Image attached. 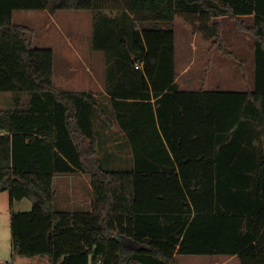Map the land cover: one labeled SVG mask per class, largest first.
I'll return each mask as SVG.
<instances>
[{
  "label": "trees",
  "instance_id": "trees-1",
  "mask_svg": "<svg viewBox=\"0 0 264 264\" xmlns=\"http://www.w3.org/2000/svg\"><path fill=\"white\" fill-rule=\"evenodd\" d=\"M119 2L0 0V92L29 93L0 109V192L11 203L32 200L11 213L13 251L51 264H180L177 254L264 264V0ZM20 9L98 13L95 47L113 65L107 88L129 125L131 169L95 161L93 116L105 110L92 91L57 86L55 51L34 45L30 27L14 21ZM181 12L199 18L212 47L242 70L217 17L252 35L253 87L181 88ZM68 172L90 175L91 210L56 209L54 178Z\"/></svg>",
  "mask_w": 264,
  "mask_h": 264
},
{
  "label": "rangeland",
  "instance_id": "rangeland-1",
  "mask_svg": "<svg viewBox=\"0 0 264 264\" xmlns=\"http://www.w3.org/2000/svg\"><path fill=\"white\" fill-rule=\"evenodd\" d=\"M114 7H123L125 0ZM109 5V4H108ZM104 14L111 13L103 9ZM116 13V12H113ZM244 21L252 22V17L242 16ZM98 13L88 10H66V9H44V10H25L20 9L14 12V21L26 24L32 30L31 38L35 46L51 47L56 51V81L58 83H73L68 90L83 88L80 85L84 80H89L92 76L91 71L86 69L93 68L92 73L104 71L109 73L111 67L106 49L96 48L98 43L95 32ZM221 27L223 38L230 51H233L243 60L244 70L238 63L223 54L217 47H212V39L203 30L199 18L181 12L176 21L177 46H178V81L181 87L189 89H229L244 90L254 85V41L250 33L243 32L236 27L235 20L228 16L217 17ZM140 26H142L140 24ZM212 47V49H211ZM80 55L84 57L80 60ZM83 63L81 73L86 76L78 77L76 72L69 66H78V62ZM63 73V75L61 74ZM79 73V72H77ZM88 75V76H87ZM104 74L101 73L103 77ZM67 76V77H66ZM107 76V74H106ZM63 80L65 82H63ZM68 80V81H66ZM62 81V82H61ZM60 86V85H59ZM21 95L24 103L29 98L28 92H0V109H11L15 104V97ZM101 104V102H99ZM103 106V105H102ZM103 109L109 110L108 107ZM111 110V109H110ZM115 109L108 111V118L112 119ZM106 116L100 117L102 124ZM106 141H102V153L108 154L109 149L104 146ZM113 149L116 145H112ZM119 148L118 150H121ZM115 150V149H114ZM102 154V155H103ZM110 157L103 165L107 168L128 170L132 167V160H124L121 165L117 160L111 164ZM113 157H111L112 159ZM109 165V166H107ZM78 172L60 173L55 176L54 188L56 190L55 207L63 211L84 210L86 207L79 201L81 194H88V183L84 179H79ZM9 191L0 192V264L15 258L16 264H51L48 257L32 258L31 256H21L13 251L12 248V229L10 209L26 208L29 210L31 202L27 198L15 200L14 204L8 203ZM87 200V199H86ZM8 203V204H7ZM25 206V207H24ZM30 206V207H29ZM24 210V209H23ZM179 255V254H178ZM203 255H181L182 264H197L195 261ZM193 257V258H192ZM206 257V256H204ZM223 258V256H210ZM192 259H195L192 261ZM137 264V263H133ZM200 264V263H198ZM228 264H241L240 260L230 261Z\"/></svg>",
  "mask_w": 264,
  "mask_h": 264
},
{
  "label": "crops",
  "instance_id": "crops-1",
  "mask_svg": "<svg viewBox=\"0 0 264 264\" xmlns=\"http://www.w3.org/2000/svg\"><path fill=\"white\" fill-rule=\"evenodd\" d=\"M42 11V10H41ZM252 17V16H251ZM176 50H177V57H176V64H177V68H178V46H177V28H176ZM55 51V50H54ZM56 51H55V60H56ZM84 59V57L82 55H80V60ZM85 64L87 65L83 60L82 62H78V66L74 65V67L69 66V68H71L72 71L76 72L78 77H82V76H86V74L82 75L81 73V68L82 65L79 64ZM88 66V65H87ZM90 67L88 66V69H86L87 72L91 71L92 76H88L91 77V79L89 80H84L80 85H83V88H79L77 90L79 91H92L99 102H101V106L103 107H108L109 110L111 111L113 108L115 109L114 105H113V94H111V90H109L108 84H109V77L106 76L107 73H104V71H100L98 72L99 74L97 75L96 72L92 73L93 68L89 69ZM56 72H57V66H56V62H55V83L57 84L58 87L62 88H69L68 86H72L74 85L73 83H67L63 80V82H65V84L63 83H58L56 81ZM79 72V73H77ZM101 73L104 74L103 77H99L101 76ZM63 75V73H61ZM67 77V76H66ZM115 81H118V79H114ZM68 81V80H66ZM177 81H178V77H177ZM62 82V81H61ZM179 83V81H178ZM60 85V86H59ZM128 85V84H127ZM126 85V86H127ZM182 89H188L189 88H183ZM64 89V88H62ZM206 89V88H205ZM123 95V94H122ZM115 99H124V100H130L131 98H126V97H120V96H114ZM154 101V99H153ZM121 108L124 106V104H120ZM124 108V107H123ZM111 109V110H110ZM105 111L101 112V111H97L95 112L93 118H94V128H95V133L98 139V152L97 155L95 156V161L100 164V165H106L103 163V161L107 162V157L109 158V161H111L112 165L113 163H115V161L117 160L121 165H123L124 160H132V166H133V153H132V147H131V141H130V137L128 135V131H129V125L127 124V122L123 121L121 117L122 113H123V109L119 110L115 109V114L114 117L112 119L108 118V111L106 109H104ZM105 115L106 118L108 119L106 121H104L105 123L102 124V121L100 120V117L102 115ZM126 117H128L127 115H125ZM124 117V116H122ZM106 141L104 146H107V148L109 149V153L108 154H103L102 153V146L101 143L102 141ZM112 145H116L117 149L114 148ZM121 150H118L119 148H122ZM103 154V155H102ZM111 157H113L111 159ZM109 166V165H107ZM131 166V167H132ZM105 167V166H104ZM81 173L82 175L79 176V179H84V181H87L88 183V194H81L80 195V199L79 201L81 202V205L86 207L84 210H91L92 209V187H91V178L90 175L87 173H83V172H78ZM55 179V178H54ZM4 192V191H3ZM24 199V198H23ZM28 200H30L31 207L29 208V210L32 208V200L27 198ZM87 199V200H86ZM8 203L11 202L10 200V195H9V199ZM16 202V201H14ZM14 202H12L11 204H14ZM7 203V204H8ZM25 207V206H24ZM24 209V210H23ZM13 210L16 211H25L26 208H19L17 209H10V215L12 213ZM181 255H203L200 259H197L195 261V263H200V264H228L230 261L232 260H236L237 258L239 259L238 255H227V254H177L176 257L179 260L180 264L181 263ZM223 256V258H217L215 259L214 257H210V256ZM21 256H25V255H21ZM206 256V257H204ZM32 258H37L39 256L35 255V256H31ZM44 258V257H41ZM193 258V257H192ZM195 259H192V261H194ZM240 260V259H239ZM11 261V260H8ZM15 258L13 259V261H11L13 264H16ZM7 262V261H6ZM38 264V262H36ZM241 263V262H240Z\"/></svg>",
  "mask_w": 264,
  "mask_h": 264
},
{
  "label": "built area",
  "instance_id": "built-area-1",
  "mask_svg": "<svg viewBox=\"0 0 264 264\" xmlns=\"http://www.w3.org/2000/svg\"><path fill=\"white\" fill-rule=\"evenodd\" d=\"M136 66H137V67H140V63H137ZM4 264H13V263H12L11 261H7V262H5Z\"/></svg>",
  "mask_w": 264,
  "mask_h": 264
}]
</instances>
